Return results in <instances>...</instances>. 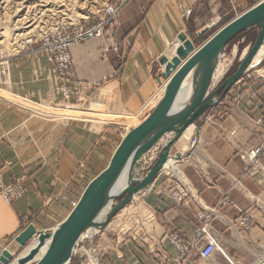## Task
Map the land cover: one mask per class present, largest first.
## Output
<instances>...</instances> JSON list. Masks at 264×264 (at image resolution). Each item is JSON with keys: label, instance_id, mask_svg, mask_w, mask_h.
Here are the masks:
<instances>
[{"label": "crops", "instance_id": "1", "mask_svg": "<svg viewBox=\"0 0 264 264\" xmlns=\"http://www.w3.org/2000/svg\"><path fill=\"white\" fill-rule=\"evenodd\" d=\"M251 1L123 0L104 37L70 47L76 78L99 84L113 96L116 111L132 113L153 94L162 70L157 58L173 51L180 32L193 41L205 25L233 10H246ZM263 56L264 50L259 58ZM50 66L38 53L14 58L6 88L34 104L58 103ZM22 108L0 98V170L6 182L21 178L28 187L26 195L11 204L0 195V252L29 223L41 230L60 222L120 142L116 144V126L103 124L98 130L88 120L50 119ZM261 114L264 59L176 142L171 155L181 153L180 160H170L149 188L134 196L102 231L81 238L87 239L84 246L96 247L99 264H166L178 253L171 234L190 243L202 222L200 215L209 211L211 228L230 261L247 260V246L264 249V175L246 172L241 158L242 151L263 139L255 125ZM5 160L10 165H4ZM259 161L264 170V154ZM178 180L187 193L182 202L171 195ZM226 197L231 203H221ZM246 215L253 222L249 231L240 228V218Z\"/></svg>", "mask_w": 264, "mask_h": 264}, {"label": "water", "instance_id": "2", "mask_svg": "<svg viewBox=\"0 0 264 264\" xmlns=\"http://www.w3.org/2000/svg\"><path fill=\"white\" fill-rule=\"evenodd\" d=\"M251 29L257 30L256 37L236 70L210 91L213 61L231 40ZM176 39L173 53L157 58L162 69L157 80L166 84L151 112L124 134L106 167L86 184L68 214L49 229L29 223L1 250L0 264H70L83 233L102 231L134 196L149 188L170 160H180L181 153L171 155L176 142L264 59L253 62L264 46V0L237 14L198 47L185 32Z\"/></svg>", "mask_w": 264, "mask_h": 264}, {"label": "rangeland", "instance_id": "3", "mask_svg": "<svg viewBox=\"0 0 264 264\" xmlns=\"http://www.w3.org/2000/svg\"><path fill=\"white\" fill-rule=\"evenodd\" d=\"M251 3L252 5L255 4V3L253 4V0L251 1ZM122 4H123V0H0V49L3 50L4 53H6L8 56H10V63H12V60L14 58L24 57L28 55L32 56V55H36L37 53L43 55L47 59V61L51 64L49 68L48 76L49 78L55 80L52 73V62L48 60L47 54L43 50H41L42 49L41 39L44 36V34L55 30H66L69 32L74 30H85L86 27L97 25V23H99L100 20H102V18H107L106 10L109 6H117L119 7V11H120ZM240 13L241 11L235 12L233 10L232 13L227 14L225 17L222 18L220 17L219 19H217L215 22H213L214 24L211 26L209 31L206 32L207 34L206 35L203 34L204 35L203 38L199 39L197 41V45L195 44V46L198 47L199 45H201L217 29H219L222 25H224L225 23H227L229 20H231L237 14ZM227 19L229 20L227 21ZM113 20L114 19L110 20L105 25L103 37L108 32V29L112 25ZM5 30L9 31L10 34L5 35V33H3L5 32ZM256 34H257L256 29L248 30L247 32L238 36L232 42L228 43L223 48V50L220 52V54L215 58V60L212 63V65H216L215 69L217 66L222 65L223 72L219 77H216V80L214 81L215 76L213 75V73L215 70L213 71L209 86L210 91L214 89L219 84V82H221L227 76L231 75L236 70L247 48L253 43ZM69 53H70V48H69ZM72 67L74 68L73 63H72ZM156 72L157 70L154 69L153 74L155 75ZM163 82L164 80L161 79L160 82L158 81L156 83L155 89L153 90V94L143 104H145L149 99H151L154 96L155 91L158 89V87L161 86ZM8 85L0 88V98L12 102L18 108L24 107L22 109L28 111L29 114L41 115V113H43L42 114L43 116L41 115L42 117H47L50 119H52L53 117H54L53 119L62 118V117L52 116L49 114V110L52 111L51 113H53L54 111V109L53 110L50 109L52 107L75 108L79 110L81 108L82 111L83 112L85 111L86 113H80V114L74 113L77 116L79 115L78 119L85 118L86 120H90V119L93 120L100 118V116L97 114L96 115L94 114V116H96L95 118L93 114H91L94 113L93 103H98V102L100 104H103V107L101 108V113L103 114L105 113L107 114L110 112L121 114L123 112L130 118L124 120L122 118H118L117 119L118 121L116 122L115 121L105 122L106 126L117 127L115 128L116 140H117L116 144H118L119 140L122 139V136L120 135L119 131H121V133L124 135L128 130L137 126L145 118V115H142L140 113L143 104L134 108L132 113H127L124 110L121 112L116 111L115 108L113 107L115 104V101L113 100V96H111V94L109 93H106L107 90H105L104 88L99 89L100 88L99 84L97 85L91 83V89L93 88L92 90H90L87 94L84 93L78 99L70 98L69 100L70 102L62 100L63 99L62 96L58 94L59 95L58 103L57 101L52 103L51 101H49L47 103H39V104L28 102L17 96H12L10 89L6 88ZM2 90H8L9 93L7 92L8 94L4 95L3 93H1ZM56 90H57V86H56ZM154 106L155 104L154 102H152L150 108L153 109ZM38 110L40 111V113ZM150 112L151 111H149V113ZM136 113L138 114V116L134 117L133 115ZM101 118H111V117L101 116ZM121 119L122 121H120ZM4 182L10 183V182H6L5 180ZM23 183L24 185H26L24 181ZM240 228L243 231H249V230H244L242 227ZM86 238L79 240V243L76 246V250L73 253V257L70 264H89L90 258L88 256H92V255L93 257L98 258L97 255L98 252L96 251V247L84 246V244L86 245L87 242ZM220 246L225 253L224 245L221 244ZM244 250H245L244 257H247V260L241 261L239 264H264V249H250V247L247 246V248ZM194 264H238V263L232 260L230 261L228 257L223 255L222 253L216 252L209 259L196 260Z\"/></svg>", "mask_w": 264, "mask_h": 264}, {"label": "built area", "instance_id": "4", "mask_svg": "<svg viewBox=\"0 0 264 264\" xmlns=\"http://www.w3.org/2000/svg\"><path fill=\"white\" fill-rule=\"evenodd\" d=\"M119 11L117 6H109L106 10L107 18H102L97 25L86 27L85 30H55L44 34L42 37V49L52 62V73L57 84V93L62 96V100L69 101L70 98L78 99L84 93H88L91 89V83L78 80L76 78L75 69L72 67V59L69 53V48L78 43L85 42L95 37H103L105 25L114 19ZM107 49V48H106ZM111 50H116V46H112ZM10 56L0 49V88L10 82ZM157 99V98H156ZM154 96L149 102L145 103L140 110L142 115L147 116L152 109L151 103L154 104L157 100ZM156 105V104H155ZM153 108V107H152ZM255 125L258 126L264 133V114L259 115L255 119ZM120 135H124L119 131ZM196 139L191 141V145H195ZM264 154V135L258 145L242 151L241 158L245 163V171H260L264 175V170L259 161V157ZM4 165H10L8 160L4 161ZM176 177L180 175L175 174ZM179 181V180H178ZM177 182L176 189L171 192V195L178 202H182L186 196V189L180 181ZM28 187L24 185L23 179L16 178L10 183L4 182V173L0 170V195L3 199L11 204L15 200L26 195ZM221 203H231L229 197L223 198ZM201 223L194 230V237L190 243H184L182 239L175 233L171 234V240L175 244L178 253L167 260L166 264H194L196 260H207L216 252L225 255L218 241L217 235L211 228V213L204 212L200 215ZM252 220L249 216H241L240 226L244 230H250L253 227ZM93 257V255H92ZM167 259V258H166Z\"/></svg>", "mask_w": 264, "mask_h": 264}, {"label": "bare ground", "instance_id": "5", "mask_svg": "<svg viewBox=\"0 0 264 264\" xmlns=\"http://www.w3.org/2000/svg\"><path fill=\"white\" fill-rule=\"evenodd\" d=\"M41 6V5H40ZM7 10V9H6ZM33 19H34V17H33ZM40 19V18H39ZM28 20V19H27ZM3 33H5V35H9L10 33H9V31H7V30H5V32H3ZM264 50V46H261V48L259 49V51L257 52V55L255 56V58L253 59V62L255 61V60H259L260 58H259V55H260V52H262ZM168 52H170V53H173V51H171V50H169ZM246 52H247V50H246ZM246 52H245V54H246ZM244 54V55H245ZM222 72H223V66L222 65H219V66H217L216 67V69H215V71H214V73H213V75L215 76L214 77V81L216 80V77H219L221 74H222ZM165 84H166V82L164 81L162 84H161V86L160 87H158V89L155 91V94H154V99H156L157 100V102L161 99V97H162V95H163V92H164V87H165ZM9 93V91L8 90H2L1 91V93H3L4 95L5 94H8ZM12 96H14L13 94H12ZM150 101V99L147 101V102H149ZM146 102V103H147ZM157 102L155 103V104H157ZM144 105V104H143ZM143 105H142V107H143ZM23 106V105H22ZM30 107V106H29ZM103 107V104H100L99 102L98 103H93V112L94 113H91V114H93V116H94V114L96 115H99L100 116V118H97V119H93V120H88V121H91V123H92V126H95V128H97L98 130L103 126V124H105V122L106 121H118L117 119L118 118H122L123 120L124 119H127V118H130V117H128L126 114H124L123 112V114L121 113H105V114H103V113H101V108ZM26 108V107H25ZM29 109V108H28ZM50 109H54V111H56V112H54L53 111V113H51L52 111H50L49 110V108H48V110H49V114L50 115H52V116H56V117H62L63 119H65V118H72V119H78V117H79V115L77 116V115H75L74 113H86L85 111L83 112L82 111V109L80 108V110L79 109H75V108H58V107H55V108H50ZM39 111V110H38ZM45 111V110H44ZM43 112V111H42ZM36 113V112H35ZM38 113V112H37ZM39 113H40V111H39ZM46 113V112H45ZM70 113H73V114H70ZM87 113H89V112H87ZM41 114H43V113H41ZM89 115V114H88ZM82 116H83V114H82ZM86 116V115H85ZM91 116V115H90ZM101 116H104V117H111V118H101ZM134 117H137L138 116V114L136 113V114H134L133 115ZM96 116H94V118H95ZM81 118V117H80ZM89 118V117H88ZM116 118V119H115ZM82 119H84V120H86L85 118H82ZM122 119L120 120V121H122ZM131 122V121H130ZM129 125H130V123H129ZM122 185H123V183H122ZM91 234H92V232L91 231H89V232H86V233H83L82 235H81V237H80V239L81 238H83V237H90L91 236ZM89 258H90V260H89V264H99V261H98V258L97 257H92V256H88Z\"/></svg>", "mask_w": 264, "mask_h": 264}, {"label": "trees", "instance_id": "6", "mask_svg": "<svg viewBox=\"0 0 264 264\" xmlns=\"http://www.w3.org/2000/svg\"><path fill=\"white\" fill-rule=\"evenodd\" d=\"M229 19H227V21H228ZM245 32H247V31H245ZM245 32H242L241 34H239V35H237L234 39H236L238 36H240V35H242L243 33H245ZM207 33H205L204 35H206ZM204 35H202V36H198V37H196L195 39L193 38V43H194V45L196 44L197 45V41L199 40V39H202L203 38V36ZM233 39V40H234ZM233 40H231L230 42H232ZM229 42V43H230Z\"/></svg>", "mask_w": 264, "mask_h": 264}]
</instances>
